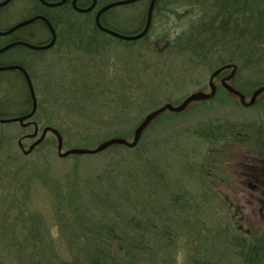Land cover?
I'll return each instance as SVG.
<instances>
[{
    "label": "rangeland",
    "instance_id": "rangeland-1",
    "mask_svg": "<svg viewBox=\"0 0 264 264\" xmlns=\"http://www.w3.org/2000/svg\"><path fill=\"white\" fill-rule=\"evenodd\" d=\"M116 1L123 0H99L98 10ZM258 2L264 7V0H254V11ZM168 3L170 14L152 19L147 39L136 42L101 32L98 10L81 14L70 4L43 9L34 0H14L0 11V30L44 12L58 37L52 50L15 47L0 57V64L28 70L39 102L27 121L39 126L36 138H29L34 127L0 124V264H245L236 240L264 239V212L249 198L250 175L264 162V138L239 144L231 132L217 143L207 136L211 128L234 124L264 135V94L252 106L241 104L221 85L231 70L214 80L212 100L193 102L179 114L164 112L133 149L60 158L57 138L48 133L26 154L45 128L60 133L62 153L94 150L113 139L132 144L151 113L211 93L214 71L177 48L197 34L187 17L204 11L194 0ZM147 7V1L116 7L103 14L102 24L140 34ZM239 9L234 20L241 22L246 9ZM67 32L84 38L68 40ZM50 39L37 22L0 38V49L11 40L41 46ZM0 80V119L30 112L25 81L14 72L0 73ZM230 85L250 102L255 90L245 81L235 76ZM119 246L120 256L112 259Z\"/></svg>",
    "mask_w": 264,
    "mask_h": 264
},
{
    "label": "trees",
    "instance_id": "trees-1",
    "mask_svg": "<svg viewBox=\"0 0 264 264\" xmlns=\"http://www.w3.org/2000/svg\"><path fill=\"white\" fill-rule=\"evenodd\" d=\"M34 1L41 8H45L37 0ZM57 1L60 0L51 2ZM165 1L171 2L172 0H159L154 19L159 18L160 20L164 15L170 14L166 12V7L174 2L165 4ZM194 1H198V3L192 5L204 12L202 16H186V23L189 26H194L193 31L197 30V34L193 33L191 35L192 37L185 44H180L177 48L179 47L180 50L182 48L183 52L194 55L198 63L205 65L214 72L224 66L234 65L238 69L236 76L241 78L242 81H245L249 88L256 91L264 87V7L261 8L260 2H258L259 4L257 6L260 9L254 11L252 9L255 5L254 0H245L242 4H239V0ZM210 1L213 4H210ZM200 2L203 4H200ZM80 7L87 8V5H80ZM171 7L177 8V5L174 4ZM239 8L246 9V16H242L243 19L241 22L234 20L236 9ZM71 10L73 11L72 8ZM39 15L46 17L56 29L53 18L44 12H40ZM39 23H42L47 28L43 22ZM149 34L144 39H147ZM184 45L185 47H182ZM227 132H231L233 136L236 135L235 142L239 144L258 143L259 141L261 144L264 138V135L259 133L262 132L261 130L258 131L251 126H236L235 124L225 126L223 131L211 128L207 131V136L209 140L217 143L218 140L222 139L221 137H224V133L226 134ZM253 135L256 137L257 135L258 137L261 136V140L258 141ZM74 156L76 157V155ZM243 239H237L235 244L239 252H241L239 255L245 259V264H264V239L247 237ZM126 246L128 245L126 244ZM119 248L120 250L115 253L116 255L112 259H118V256H120L119 253L122 252L123 248L120 246ZM43 256L45 257L47 255ZM44 259L42 258V260ZM193 264L208 263L197 260Z\"/></svg>",
    "mask_w": 264,
    "mask_h": 264
},
{
    "label": "water",
    "instance_id": "water-1",
    "mask_svg": "<svg viewBox=\"0 0 264 264\" xmlns=\"http://www.w3.org/2000/svg\"><path fill=\"white\" fill-rule=\"evenodd\" d=\"M11 1L13 0H5L4 2L0 3V8H3L5 6H7L9 3H11ZM43 6L47 7V8H59L62 7L64 5H66V3L69 0H61L59 2H50V1H46V0H38ZM77 1L78 0H73L72 2V7L73 9L81 14H88L91 13L97 6V0H93L92 4L87 7V8H81L77 6ZM137 1L140 0H123V1H117V2H113L110 3L104 7H102L96 14L95 16V25L96 27L103 33L121 40V41H125V42H136L139 41L141 39H143L144 37L147 36V34L150 31L151 25H152V16H153V11H154V7H155V3L157 0H152V3L149 7V11H148V17H147V21H146V25L144 30L137 35L134 36H128V35H124L121 33H118L114 30H111L107 27H105L102 22H101V18L102 15L111 10L114 9L116 7H120V6H125V5H130L132 3H135ZM38 21L43 22L44 24H46L49 32L51 33L52 39L51 42L47 45L44 46H38V45H32L23 41H17L14 43H11L3 48L0 49V55H2L3 53L9 51L12 48L15 47H24L33 51H47L52 49L55 44H56V40H57V34L56 31L52 25V23L44 16H35L31 19L25 20L19 24H17L16 26H14L13 28H11L10 30L6 31V32H1L0 31V37H6L11 35L12 33H14L15 31L30 26ZM227 70H231V73L229 74L228 77L224 78L221 80V85L222 87L230 94L233 95L234 97H238L241 100V104L245 105V106H252L254 105V103L256 102L257 98L264 94V87L259 88L258 90H256L251 99L250 102L247 104L245 102V98L242 94H240L239 92H237L231 85L230 82L235 78L236 76V71H237V67L234 65H227L224 66L222 68L217 69L211 76L210 78V88H211V93L208 94H204V93H198V94H194L189 96L179 107H173L171 105H166L164 106L162 109L151 113L149 116H147L145 118V120L142 122V124L138 127V129L136 130L135 133V139L134 142L132 144H129L127 141L123 140V139H113V140H108L104 143H102L99 147H97L94 150H88V149H71L65 153H62L63 151V139L60 135V133L54 129L51 128H45L42 132L41 137L39 138V140H37L29 149V151L26 154H30L31 152H33L37 147H39L42 142L45 140L46 136L48 133H52L53 135L56 136L57 138V142H58V151H59V156L60 158H68L70 156H85V155H97L100 154L106 150H108L110 147L113 146H124V147H128V148H135L144 131L150 126V124L155 121L160 115H162L164 112H171V113H182L190 104H192L193 102H206V101H210L212 100V98L216 95L217 89L214 85V80L216 78H218L223 72L227 71ZM5 71H21L23 73V75L26 78V82H27V87L30 93V97H31V103H32V110L24 115V116H20V117H15V118H9V119H0V124H11V123H19L21 125V127L23 128H27L29 126H31L32 124L36 126V124L31 123V122H27L32 120L38 110V101H37V96L35 93V89H34V85L33 82L30 78V75L28 73V71L19 65H14V66H8V67H0V72H5ZM27 122V123H26ZM38 128L36 129L35 133L31 136H29V138L34 139L38 136ZM20 147L22 148L21 144ZM23 150V148H22Z\"/></svg>",
    "mask_w": 264,
    "mask_h": 264
},
{
    "label": "flooded vegetation",
    "instance_id": "flooded-vegetation-1",
    "mask_svg": "<svg viewBox=\"0 0 264 264\" xmlns=\"http://www.w3.org/2000/svg\"><path fill=\"white\" fill-rule=\"evenodd\" d=\"M5 0H0V3H2V2H4ZM14 1V0H13ZM140 1H147V3H148V11H149V7H150V5H151V3H152V0H140ZM140 1H137V2H140ZM12 2V1H11ZM72 2H73V0H69L68 1V3L66 4V5H68V4H70V6H71V8L73 9V7H72ZM92 2H93V0H78L77 1V6L78 7H80V5H87V7H89L91 4H92ZM159 2V0H157L156 1V3H155V7H154V11H153V16H152V19L154 20V15H155V13H156V6H157V3ZM136 3V2H135ZM10 4V3H9ZM8 4V5H9ZM132 4H134V3H132ZM6 7V6H5ZM5 7H3V8H0V11L1 10H3ZM98 8H99V0H97V6H96V8L92 11V12H94V11H96V10H98ZM99 11V10H98ZM97 11V12H98ZM91 12V13H92ZM97 14V13H96ZM147 14H148V12H147ZM14 26H16V25H14ZM13 26V27H14ZM13 27H11V28H13ZM28 27V26H27ZM11 28H9V29H7V30H0L1 32H6V31H8V30H10ZM22 29V28H21ZM21 29H19V30H17V31H15L14 33H12L11 35H9V36H6V40H8L9 38H11L15 33H17V32H19ZM74 34V35H73ZM69 33V32H67V33H65V37L64 38H66V39H72V38H76V39H81V38H84V36L80 33V32H78V33ZM78 34V35H77ZM80 35V36H79ZM0 38H2V37H0ZM51 39H52V36H51ZM51 39H50V41L49 42H46V43H44V44H41V45H47V43L49 44L50 42H51ZM17 41H19V40H11V42H9L8 44H6L5 46H7V45H9V44H11V43H14V42H17ZM67 41V40H66ZM65 41V42H66ZM57 42H58V37H57V40H56V44H57ZM55 44V45H56ZM55 47V46H54ZM53 47V48H54ZM13 49V48H12ZM11 50V49H10ZM9 50V51H10ZM50 50H52V49H50ZM49 51V50H48ZM4 54H6V52L5 53H3L2 55H0V57L1 56H3ZM14 65H19V66H22L23 67V65H20V64H18V63H14V64H7V63H2V64H0V67H8V66H14ZM25 68V67H24ZM26 69V68H25ZM27 70V69H26ZM28 71V70H27ZM11 72H14L15 74H18V76L21 78V79H23L24 81H25V83L27 84V82H26V78H25V76L23 75V73L21 72V71H5V72H0V73H2V74H5V73H11ZM29 73V72H28ZM29 75H30V78H31V74L29 73ZM33 77V76H32ZM31 80H32V78H31ZM1 81V80H0ZM33 81H35V79H33L32 80V82ZM33 85H34V83H33ZM30 94V93H29ZM29 127H34V131H36V129L38 128V131H39V126L36 124V126L35 125H33V126H29ZM29 127H27V128H29ZM250 177H251V182L249 183V187L252 189V191H249L250 192V194H249V198H251V199H255V201H256V203L259 205V207L261 208V214L264 212V162L262 163V165L261 166H259L258 168H256L255 169V174H253V175H250Z\"/></svg>",
    "mask_w": 264,
    "mask_h": 264
},
{
    "label": "bare ground",
    "instance_id": "bare-ground-1",
    "mask_svg": "<svg viewBox=\"0 0 264 264\" xmlns=\"http://www.w3.org/2000/svg\"><path fill=\"white\" fill-rule=\"evenodd\" d=\"M145 38V37H144ZM8 52V51H7ZM27 85V84H26ZM37 101H38V99H37ZM38 106H39V102H38ZM32 110V103H31V109H30V111ZM29 113V112H28ZM28 113H26V114H28ZM25 114V115H26ZM38 134H39V132H38Z\"/></svg>",
    "mask_w": 264,
    "mask_h": 264
}]
</instances>
